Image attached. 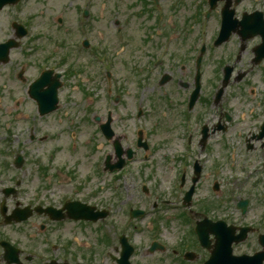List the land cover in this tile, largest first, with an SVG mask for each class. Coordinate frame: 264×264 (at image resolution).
Segmentation results:
<instances>
[{"label": "flooded vegetation", "instance_id": "1", "mask_svg": "<svg viewBox=\"0 0 264 264\" xmlns=\"http://www.w3.org/2000/svg\"><path fill=\"white\" fill-rule=\"evenodd\" d=\"M3 1L5 0H0V2ZM36 1L38 5L45 2V0ZM76 1L78 21L76 49L84 61L77 67L68 63L71 52H64L65 49L67 50V46L71 49L74 48L73 37H66L61 41L58 34L52 37L53 34L32 32L36 24L34 19L37 20L45 15L43 6L33 9V3L30 7L29 0H21L18 4L8 2L5 5H0V45L9 43L13 45L8 52H6L7 47L3 46L0 53V145L2 140L5 142L10 141L12 131L17 129L25 130L28 140H32L33 143L35 141L37 143L43 142L45 139L43 132L40 134L39 130L35 129L32 134L28 133L29 125L26 123L30 116L28 105L31 107L30 112H35L36 116L41 118V121L56 113L61 115L60 109L65 111L63 109L65 107H60L63 101L62 98L70 97V95H65V89L66 87L68 89L70 85L81 84L86 86L89 81L93 80L98 82L96 88L99 93L101 90H105L103 87L105 79L107 84H110L115 77H123L126 80L138 79L151 75L149 73L153 71V68H156L153 74H160L161 77L164 75L166 100L168 96L179 98L177 105L181 106L183 118L181 126L184 132L180 135V138L176 139L183 144V151L185 152L183 161L185 165L179 173L181 175L174 178L173 185L178 188L182 197L186 191L194 189V196L188 208L180 207L177 209L176 218L180 220L182 226L189 227L190 232L180 240L179 251L174 250L177 252V256H180V261H178V258L176 261L185 264L184 253L187 250L195 252L194 257L196 260L192 262L193 264L203 263L211 254V251H207L201 246L196 229L199 224L207 220H212V223L223 220L228 226L252 228V231L246 237L247 239L235 244L233 249L238 255L243 253L253 255L260 251L262 248L259 239L264 233V215L260 217L258 213H254V217H252L251 214L254 210L253 197L248 198L250 206L247 211L244 213L240 210L239 217L236 219L234 216H228V208L224 205L226 199L214 201L203 195L202 189L209 192L211 188V192L216 197L224 195L225 191L222 185L224 179L222 178L223 172H221L223 167L216 158L223 156L226 152L236 151L239 145L235 142L239 138L247 146L248 138H254L259 133L260 123L264 117L262 104H259V109L263 114L259 116L261 120L257 123L258 125L239 128L235 123L238 114L246 119L247 110L251 103L255 101L250 102L249 97H239V101L234 104H232V100L235 99L233 97H223L221 101H216V90L210 101L211 92L215 86L213 82L205 91L201 92L200 98L194 102L192 101V94L198 84L197 77L200 73L202 75L208 74L207 68L214 74H222L227 66H231L233 72H242L248 69L247 59H245L248 48L245 47L244 36L248 35L253 29L255 16L257 18L262 16L264 19V0H126L125 8H127L129 14L140 21V29L142 27L144 38L141 42L134 40L135 36L132 33L127 35L126 30L121 26V22L116 21L117 30H115L117 33H112L109 39L120 41V38L125 35L123 39L124 46L120 49L121 56L119 57L114 53L115 46H102L100 37L106 33L100 32L98 28L99 20L97 19L95 24L94 22L85 24L83 21L86 10L89 11V16L86 18L91 17L92 12L90 13L89 7L92 4V8H95V0ZM35 10L41 11L35 12ZM142 18L146 19L144 24ZM107 24L108 20L106 26ZM256 37L260 36L256 35ZM221 39L226 41L217 46L216 42ZM69 41H71L72 46ZM54 45L55 47H53ZM203 47L206 49V54L202 59V63H200L198 61L199 54ZM213 56H216L219 61L211 60L208 65L205 59ZM5 58H8L7 61L4 60ZM108 67L111 68L107 69ZM56 86L58 87V96L56 94L55 98L60 100L59 106L53 112L43 113L40 105L45 101L48 104L53 102L55 92L53 89ZM137 86L139 89H145L146 87L145 85ZM112 90V87H110L108 93L111 94ZM203 95L205 98H203ZM84 99L87 100L88 104L76 110L70 119L73 121V116L76 113L78 116L82 115L81 118L87 126L85 133L88 139L80 149L76 142L70 143L68 150H76L78 154H81L84 150H88L90 154L95 153L96 144L92 141L93 132L96 131L98 137L100 136L102 139V146L104 147L105 143L109 145L104 149L107 158L110 155L109 153L113 152L112 143L90 121L89 114L92 112L90 104L96 101L95 94H91L90 91L84 89ZM254 99H257V97H254ZM201 100H204L203 103L207 108H214L220 112L217 120L212 121L209 117L199 115ZM237 104L239 105L237 106ZM66 111L67 113L73 112ZM35 113L31 116H34ZM92 114L95 121L97 116L94 111ZM227 114L231 116L230 121H228ZM251 117L250 115L249 118ZM93 127L94 130H92ZM69 133L76 134L75 127H71ZM242 133L247 134L248 137H239ZM250 143L254 145L253 150H259L260 148L261 156L264 157V141H255L254 139ZM55 145L57 151L63 150L61 144L57 143ZM100 147L98 145V148ZM124 149V152L127 153L128 148ZM141 150L137 147L135 155L130 161L126 162V166L121 171L122 173H132L133 168L130 166L139 155H142ZM0 153H6L5 148L2 146ZM204 155H209L210 164H208V160H203ZM10 157H8L10 165L7 166L3 163L0 174H6L13 178L16 166L14 163L12 164L13 160ZM89 157L92 158V156ZM177 160L182 161L180 156H177ZM115 163L116 159L110 165ZM108 173L112 172L108 171ZM14 181H16V184L19 182L16 178ZM215 183L219 185L216 190L214 189ZM4 185L14 186L12 180L1 179L0 186ZM184 187L186 189L182 191ZM1 195L3 200L0 201V219L5 220L6 217L13 215L12 213L19 208H26L25 206L31 205L30 203L23 205L19 201L17 188L14 192L10 191L9 195H6V192H2ZM98 197V193H93L89 199L85 200L92 206L96 205L98 208L107 210L110 213L106 204L95 202ZM73 199L75 198L64 200L60 205L49 204L61 209ZM4 204L6 207L5 213L2 211ZM34 217L37 218L38 215ZM43 217L44 219L41 222L53 221L45 214ZM53 222L59 223L61 221ZM32 223L36 226L34 221ZM237 232L239 233L241 230ZM4 236V234H0V264L8 262V254H5L6 248L2 245V240H8L15 248L20 249L21 264L26 262V264H47L52 260L58 261L59 264H77L81 262L84 264L89 261L87 250L78 248L77 245L73 244V241L79 242L76 239L70 241L64 240L63 237L61 239L55 237L52 240V235L49 234V239L42 241L40 245L36 242V239L30 238L32 243H29L28 247L32 248L29 252H25L22 248L23 236L20 228L15 229L6 237ZM117 236V233H113L111 236L112 241H115ZM114 244H116L114 251L117 252L119 244L118 242ZM212 244H214V240ZM98 260L99 257L95 261Z\"/></svg>", "mask_w": 264, "mask_h": 264}, {"label": "rangeland", "instance_id": "2", "mask_svg": "<svg viewBox=\"0 0 264 264\" xmlns=\"http://www.w3.org/2000/svg\"><path fill=\"white\" fill-rule=\"evenodd\" d=\"M71 0H50L49 4H46L47 1L43 2L41 6H43L44 11L47 8L46 11V18H38L34 23L36 22V27L34 26L35 31L38 33L44 32L45 34H60L59 38L62 39L66 37H73V43L74 48L71 49L67 45V50L71 52L70 60L68 61L69 64L73 66H79L81 62H84L82 58L79 55V52L76 49V42H77V29H76V21L72 20V16L76 13V0L74 2H71ZM37 2L36 0H29V6ZM65 3L61 5V3ZM126 0H95V9L96 12H94V15L92 16V23L94 24L98 21V26L100 25V22H102V27H98L101 33H106L103 36L100 37V40L102 41V46H108L112 47L115 46L114 52L117 54V56H121L120 53V47L124 43H119L115 40H110L109 37L112 33L115 32V29L117 28L115 26L116 21L121 22V26L126 30V34H133L136 37V41L141 42V40L144 38V34L142 31V27L140 29V21L136 19L132 14H129L127 11V8H125ZM31 7V6H30ZM64 16L66 20V25L64 28L60 29L55 23L50 26V22L52 21V16ZM99 15V17H98ZM76 20V18H75ZM108 20V24L106 28L104 27L105 22ZM111 20V22H109ZM144 20L143 24L146 22L145 18H142ZM141 20V21H142ZM52 37H55L54 35ZM130 39V38H129ZM131 41V40H130ZM54 40L52 41V43ZM71 44V41H69ZM72 46V44H71ZM55 47V45L53 46ZM63 52V53H64ZM59 54V53H58ZM62 55V54H60ZM116 56V55H115ZM247 74L245 76V79L242 80V82L238 83L237 85H234V87H230L229 91L231 93L230 97H249L251 94L249 92V88L252 85L258 84V93H264V73H262L259 70H250L245 71L244 74ZM212 75L205 76V81L209 82L212 81ZM147 88L144 90H138L134 83L127 81L126 83V91L124 93V100L117 105L113 104V106L107 102L108 98L104 97V93L101 91L96 95L95 88L97 86V83H93V80L89 81V84L86 86H82L81 84H78V86H69V90H72L73 93L70 95V98L68 102L64 103L65 105V111L66 110H79L80 108H83L88 104L87 100L84 99V89H88V92L90 91L92 94H95L96 101L93 104H90V107L98 109L100 111V115L104 113L106 110L105 108L112 109L116 112L115 115V125L116 130L120 134L122 141L126 142V144H130L131 142L127 139V136L124 138L123 131H126V133L132 132L133 128V120L132 116L135 113V102L137 100H143L147 103L149 108H151L150 116L148 117L150 122V128L151 130V141H153L154 150L151 153V160L150 165L148 166H142L141 164V158L140 156L137 157V161L133 163L134 169L133 172L130 173L127 177V180L129 181V187L130 190H128L125 187H122V183L125 181V179L116 180L114 185L116 187H113L110 185L105 192L100 193V199L104 200V204L109 205L110 207V215L111 217L108 219V221L114 222L116 225H121L122 222H124V219L126 217V210L125 208L128 207V203H142L145 206L150 205L154 198H157L158 195L166 193V195L169 192L170 187L173 184V172L177 168V160L172 157L171 158V152L170 150L166 149L163 151V149H157L159 148L160 144H169L170 142L175 143L177 142L174 138L176 137V134L180 132V124L182 123L181 118V106H177V102L174 97L168 96L166 100L165 96V88H162L158 85H156V77L153 79H149L147 81ZM86 98V97H85ZM238 99L235 98L232 100V104L237 103ZM76 104L75 108L74 105ZM239 104H237L238 106ZM201 111L204 112V115H213L217 119V111L213 109H209L204 105H200ZM248 115H256L258 112V109L254 108V105H251L249 107ZM31 107L28 105V114L33 115L35 112H30ZM36 114V113H35ZM68 118V114L66 112L65 116L61 119L57 118L56 120L51 119L53 121V124L46 122L45 124H38L39 130H44L48 128L49 131H51L53 134H56L54 139H50L46 141V143H33L29 144L31 142H28V136H26L23 145L27 144V150L29 153H25V165L21 172H17V175L22 176V180H24V183L22 186H26V184H29V187L26 188L28 191H30V201H35L33 203H36L37 200H44V199H59L61 197V194L65 192H71V189L74 190L75 188H78V186H82L84 182H86L83 189L86 190H93L96 186L95 182V167L93 166L94 163L97 161V163H100L103 159V153L104 149L108 147L105 143V146L103 147L102 139L100 136L98 137L97 132H93L94 137L92 143L96 144V152L95 153H88V150H84L79 155L77 152L74 153L73 151L67 152L68 145L73 141V139H70V128L75 127L76 130V144H78L79 149L83 147L85 144V141L88 139L86 137L85 130L87 128L86 124L83 120H81V116L79 115L78 118L73 119V121H66ZM33 117H31V120ZM241 121H244L243 119H240ZM249 121H253L254 118H247ZM2 125V123H1ZM44 126V127H43ZM94 130V127L92 128ZM29 131V129H28ZM51 134V133H50ZM133 138V136L131 137ZM48 139V138H47ZM132 140V139H131ZM20 141H15L13 144L17 145L20 143ZM61 144L63 146V151H57L56 153H50V151L47 148V146L55 145V144ZM178 143V147L180 150V144ZM98 145L101 147L98 148ZM10 147V145H8ZM17 149V148H16ZM15 149V150H16ZM112 149V147H111ZM243 154L237 157V166H252L256 164H261L262 156L260 151L256 153H252L249 157V161H246V157H244L248 152L246 151V148L242 147ZM164 153H168L169 156H164ZM260 156H259V154ZM50 154H54L55 158L53 161H50ZM179 154V153H176ZM89 156H92L90 158ZM62 161V162H60ZM39 165H46L50 166L48 167V174L43 178L42 170L38 169ZM60 165V166H59ZM56 166L60 167H66V170H64V173H67L69 171L68 177L62 178V173H60L58 176H56L58 168ZM261 170L264 171V168L260 167ZM241 171V170H240ZM27 172L26 176L23 175ZM75 176L72 174L75 173ZM227 173L226 179L229 178L230 173L225 170ZM34 173H37V177L35 179ZM256 176V175H255ZM253 176L250 178L248 183L242 184L244 186L243 192H248V189L250 187L251 183H254L253 180L255 178ZM242 177V175H241ZM116 178V177H115ZM142 178H146L148 180V186H149V194L145 195V201H142V197L144 195L142 194V191L140 190V183ZM93 179V180H92ZM91 180V181H90ZM241 183V182H238ZM238 183H227V191L235 190V187ZM70 188V190H68ZM23 189V190H26ZM95 190V189H94ZM130 192V199L127 201V203L124 202V199H127L128 194ZM24 195V194H23ZM21 196V195H20ZM2 196L0 195V199ZM28 199V198H27ZM27 199H24V202L27 201ZM45 201V200H44ZM43 201V202H44ZM172 201L175 202V197L172 198ZM42 202V201H41ZM48 202V200H47ZM59 204V203H55ZM176 212V211H175ZM174 212L162 210L161 215L163 216H170V221L167 222V219H164V227H163V235L165 238H167L169 241L179 242L178 236L185 235L188 231H184L185 227L181 226V223H178L177 219L171 218L172 214ZM38 220L42 221L43 218L39 217ZM47 230L42 232L40 229V226L35 227V229H32V227L29 224H25L24 226H20L22 229V233L26 235L30 230L31 233L34 236V239H37L36 242L42 243V237H49V234L52 235V239L55 237H59L60 239L63 237L64 240H73L77 238L79 242L73 241L74 245H77L78 248H83L87 250V253L90 254L91 252H94L96 250L101 251L106 245L104 243V233L101 232L99 224L93 225H87V224H76V223H70V222H61V223H54V222H47ZM156 224V216L152 214L149 218L146 219L145 223V233H141L139 236L138 234L134 235L135 240L137 243L139 241H145L146 239L151 237L153 226ZM12 229H15V226L10 227ZM4 229H0V232H3ZM29 240V238H28ZM29 242H31L29 240ZM32 243V242H31ZM80 243V244H78ZM141 243V242H140ZM139 243V244H140ZM39 245V246H40ZM38 246V247H39ZM43 246V245H42ZM41 246V247H42ZM171 258L169 254L163 253V254H152V256H148L146 258V261H144V258H141L139 264H178L174 263V261H171Z\"/></svg>", "mask_w": 264, "mask_h": 264}]
</instances>
